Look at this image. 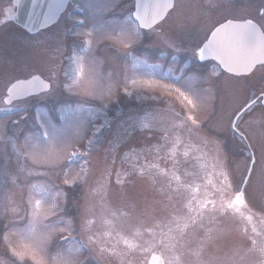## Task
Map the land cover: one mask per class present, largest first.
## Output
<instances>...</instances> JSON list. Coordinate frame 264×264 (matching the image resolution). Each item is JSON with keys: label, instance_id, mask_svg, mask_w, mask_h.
Masks as SVG:
<instances>
[{"label": "rangeland", "instance_id": "374dc122", "mask_svg": "<svg viewBox=\"0 0 264 264\" xmlns=\"http://www.w3.org/2000/svg\"><path fill=\"white\" fill-rule=\"evenodd\" d=\"M120 2L73 0L85 9L86 25L81 28L72 25L75 15L70 12L34 35L12 24L0 28V264L105 263L110 255L90 242L130 249L131 234L136 231L140 237L146 228L153 238H175L181 254L187 255L186 264L192 258L194 264H249L243 251L255 248L248 240L261 243L260 232L251 227L241 231L236 219L223 216L233 224L201 239L200 224L194 221L188 230L194 244L188 252L182 245L188 234L170 228L171 222L183 223L186 216L173 205L183 200L176 188L171 189V198L167 194L168 184L161 179L167 173L161 169L157 174L156 168L127 171V159L118 156L117 149L121 140L127 147L141 145L143 138L161 142L166 134L162 130L178 116L155 105H172L219 136L227 132L232 105L248 100L245 95L240 98L244 82L229 80L226 74L222 81L212 64L184 66L172 48L189 51L222 20L244 15L233 16L221 0H203L200 10L217 5L210 17L183 23L171 11L158 26L141 31L119 18L133 6L131 0ZM32 74L51 81V89L5 106L6 87ZM253 74L262 80L264 66ZM153 109L152 118L139 120L142 111ZM216 109L215 117L226 118L222 127L213 120ZM121 128V136L114 140L112 130ZM248 133L254 145L259 133L254 129ZM257 146L258 163L250 177L256 182L245 195L252 204L259 202L264 215V142L258 140ZM68 152L77 159L67 162ZM228 161L235 180L244 176L247 158ZM113 251L110 260L125 264L126 257ZM201 251L206 252L204 259ZM165 252L173 264L177 251L165 246ZM258 258L254 253L253 261Z\"/></svg>", "mask_w": 264, "mask_h": 264}, {"label": "water", "instance_id": "95a60500", "mask_svg": "<svg viewBox=\"0 0 264 264\" xmlns=\"http://www.w3.org/2000/svg\"><path fill=\"white\" fill-rule=\"evenodd\" d=\"M153 1L158 7L151 12L146 14L137 9L135 15L142 27H150L162 19L171 5L170 1L166 0ZM14 2L17 5L14 20L30 33H35L54 23L65 9L68 0H14ZM237 30L243 32L234 36ZM200 53L204 58L213 57L229 72L248 73L256 64L264 62V35L250 21H226L212 32ZM48 89L49 83L37 75L17 80L8 87L5 101L9 103L16 98ZM241 201L242 199L239 202ZM150 264H163V261L159 255H153Z\"/></svg>", "mask_w": 264, "mask_h": 264}, {"label": "flooded vegetation", "instance_id": "af4514ba", "mask_svg": "<svg viewBox=\"0 0 264 264\" xmlns=\"http://www.w3.org/2000/svg\"><path fill=\"white\" fill-rule=\"evenodd\" d=\"M201 3L202 0H174L173 6L167 13V15L171 11H174L176 13L175 16L179 20H181V22H183L184 20L185 23L187 21L195 19L202 20L204 14L207 11L200 10L202 6ZM257 6H260V8H258L256 15L262 17L264 15V0H226V7L229 8L230 11H232L230 12L231 14L235 12H241L242 14L246 15L247 18H252L251 16H253V14L255 13V7ZM211 8L212 6L208 7V12L211 11ZM14 11L15 7L12 0L7 4L2 5L0 9V28L4 26L3 22H11ZM194 28L195 26H193V29ZM245 86L250 91V94H253L250 99V101H253V105H256L257 109H264V79L262 78V80H260L255 79L254 77H249L248 79H246ZM248 110L249 109L245 110V112H243L242 114L240 113L236 121V128L239 133L235 132V134L238 138L236 141L241 143L243 146L242 149L246 150L247 147L248 154L251 155L253 154V152H256V150H259V147L257 146L252 150L248 142V137L250 136V134H248L247 131L250 130L251 126L254 125L256 126V128H260L264 131V112H256L255 110L248 112ZM256 140L257 142L258 140H261L260 133L257 135Z\"/></svg>", "mask_w": 264, "mask_h": 264}]
</instances>
